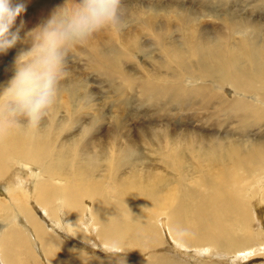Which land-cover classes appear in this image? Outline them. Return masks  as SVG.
Here are the masks:
<instances>
[{
  "label": "bare ground",
  "instance_id": "obj_1",
  "mask_svg": "<svg viewBox=\"0 0 264 264\" xmlns=\"http://www.w3.org/2000/svg\"><path fill=\"white\" fill-rule=\"evenodd\" d=\"M249 1L251 12L241 5L224 9L227 15L217 7L161 8L164 17L153 18L146 17L151 7L125 6L131 28L95 34L91 58L80 60L88 72L150 99L179 102L187 94L178 107L204 118L217 106L221 130L183 120L173 129L76 134L78 125L65 130L53 108L38 127L0 135V264H264V0ZM22 16L13 30L23 21V38L40 22ZM208 18L222 24H201ZM30 46L22 39L0 54V86ZM78 72L84 81L86 71ZM60 87L58 101L64 91L77 96L78 85L64 86L63 76ZM82 87L78 99L87 96ZM102 163L108 167L100 173ZM177 168L182 182L167 179ZM252 200L262 206L251 207ZM57 205L62 216L53 215Z\"/></svg>",
  "mask_w": 264,
  "mask_h": 264
},
{
  "label": "clouds",
  "instance_id": "obj_2",
  "mask_svg": "<svg viewBox=\"0 0 264 264\" xmlns=\"http://www.w3.org/2000/svg\"><path fill=\"white\" fill-rule=\"evenodd\" d=\"M25 0H0V54L22 39L30 47L14 59V74L0 86V135L38 127L57 104L68 54L101 31L121 32L128 23L125 0H66L51 15L21 37ZM62 216L64 208L52 209Z\"/></svg>",
  "mask_w": 264,
  "mask_h": 264
},
{
  "label": "rangeland",
  "instance_id": "obj_3",
  "mask_svg": "<svg viewBox=\"0 0 264 264\" xmlns=\"http://www.w3.org/2000/svg\"><path fill=\"white\" fill-rule=\"evenodd\" d=\"M245 1L246 0H125V6L131 7L130 8L131 10L135 7H138V6H142L143 10H147L148 8L151 7V9H155V13L149 12L146 17L147 18L148 17L153 18L155 15H159L160 17H164L165 12H163L161 10V8H164L166 10L174 9L176 12H178V10H181V9L186 10V9H197L198 8L199 10H201L203 8L202 6L217 7V8H219L217 13L222 14V15L225 14L224 9L227 11L229 10V11L234 12L235 9H241V6L247 7L246 10L249 12L253 11L252 7L249 5L250 1L249 0H247L246 2ZM65 2H66V0H44V1L43 0H25L26 11L21 15H23L22 17H30L31 21H34V19H38L39 22L42 23L49 16V13L51 11L53 12L57 7L63 6L65 4ZM73 2L78 3L79 0H73ZM156 2H161L162 6H160V7L157 6ZM169 3L173 5L172 8H167V5ZM253 4H255V3H253ZM239 5H241V6H239ZM144 6H147V8ZM200 6L202 7L201 9H200ZM46 9H50V10L47 11ZM225 15H227V14H225ZM258 15H259V13H255V17L257 19L261 18V17H258ZM195 16L197 18H200L201 14H197ZM259 16H261V15H259ZM244 18H245V15L241 14V19L244 20ZM228 21L226 23V26L228 25ZM203 22L205 24L208 23V25H212L213 27H215L216 24L217 25L222 24V22H220L219 20L217 21V19H214V18H208L206 20H201V24ZM213 22H215V25ZM127 26H128V28L129 27L131 28L130 23H127ZM228 27H231V26H228ZM100 33H102V35L105 36L108 34V31H101ZM90 45L91 44H87L83 47H78L76 50H74L73 52H70L68 54V57L66 60L65 70L63 73L64 86L69 84V83L71 85L76 84V85H78V89L76 91L77 96H74V94L72 96L68 92L64 91L63 98L60 101H57V104L55 105V107L53 109V114H55L60 120L65 121V123H66L65 130L71 129L72 127L78 125V131L75 133L80 134L86 128H89L91 130L94 129L92 132H96L95 129L98 127H99L98 130L103 131V132L105 130H107V128L108 129H114V132H115L118 129H121V127H122L123 129H121V131L120 130H118V131L121 132L122 134H128L127 132L134 133L135 131H137L140 128L146 129L147 125L148 126H154V127H159V126L163 125V126H166L170 129H173L176 125L180 126L183 123V120L185 122L184 123L185 125H188V126L193 125V127H197V125L199 123L200 124L198 125V127H201V128H203V127L209 128L207 126H210V125L211 126L213 125L212 127H217V126L219 128L222 127V124H223L222 122L224 120L223 112L221 113L219 110H217V106H212V108L210 109L211 112H210V110H204L205 115H207V118L202 117L201 114L198 116L197 115L199 113L198 110L186 111L185 109H182V107H178V106H180L178 104H182L183 100L185 101L188 99L187 94H183V95L179 96V102H178V101L174 100L173 98H167V97L150 99L148 96L143 94V91L140 88H138L136 86H131L127 83L123 84L124 87L122 85H120L117 88L116 87L113 88L112 85L114 83H110V81H103L104 76L100 75L98 72H92L93 69H90L88 72L84 68L85 67L84 64H86L87 62H84V61L80 62L81 59H87L88 60V58H91L89 51H92L93 48H90ZM142 59H143V57H141V59H140L141 62H142ZM87 67H90V66L87 65L86 68ZM81 70L83 72L86 71V73H87V74L82 73L84 75V78H85V80L82 82L79 81L81 78L80 77L81 74H79V72H78V71L81 72ZM76 77H78V81H76ZM102 77H103V79H102ZM118 82L121 83V81H118ZM81 86H83L82 89L88 88L87 89L88 92H87L86 97L83 98L81 95H79V99H78V90H81V89H79V87H81ZM116 97H118V98L114 99ZM119 103H120V105H119ZM172 108H176V110H171ZM65 110H66V112H65ZM214 110H217V111H214ZM217 112H218V114H217ZM210 113H212V114H210ZM194 114H196V115H194ZM189 116H190V118L188 119ZM208 116H209V118H208ZM82 117H84V118H82ZM161 117H164V119L162 118L161 119L162 121H159L157 123L156 119L157 118L160 119ZM178 118L180 120H178ZM198 118L201 119V121ZM168 119L170 121H168ZM117 121H118V123H117ZM198 121H199V123H198ZM91 122H93L94 124H92ZM112 122H114V123H112ZM192 122H194V123L192 124ZM110 123H112V124H110ZM97 124H99V125L97 126ZM101 125L103 126L102 128L100 127ZM114 125H117V126H114ZM203 125H205V126H203ZM115 128H117V130ZM220 130H221V128H220ZM154 156L156 157V155H154ZM146 159L147 158L143 157L142 161L146 162V164H148V165L152 164V165L156 166V169L153 171L154 172L157 171V172L161 173V175L165 176L164 173L162 174V171L164 170L162 167H157L156 162H153L150 159H148L149 160L148 161ZM106 167H108V166L105 163H102L101 168H100V173L102 172V170H104L103 168H106ZM145 170H147V169H145ZM177 170H174L172 172L170 169H168V173L170 175H169V177H167V179L171 177L169 180L175 181L177 179L176 181L180 180L182 182L181 176H183V174H181V171H179L180 169L177 168ZM176 173L180 174V175H178V177H176L175 176ZM172 175L175 176V178H173ZM195 178H197V176ZM184 180H185V177H184ZM0 184H1L0 185V195L2 197H5L6 196L5 187L3 186L2 183H0ZM177 186H178L177 183L173 184L174 188ZM259 203L260 202L252 200L250 202V206L251 207L253 206L255 209H257ZM259 206H262V205L260 204ZM263 228H264V226L262 228H259V231L262 230ZM161 230H162V234H164L163 229H161ZM255 232L259 233L256 230H255ZM255 247H257V243H256ZM163 249H164L163 251H165L164 252L165 254L169 255V253H170V255H171L173 253V252L169 251V249H170L169 246L167 248H163ZM195 251L193 250V252H195ZM160 252H161V250H160ZM101 253H105V252L101 251ZM172 257H174L175 260L178 261L179 257L177 255L173 254ZM259 257L264 259V253L260 254V256L258 255V258Z\"/></svg>",
  "mask_w": 264,
  "mask_h": 264
}]
</instances>
